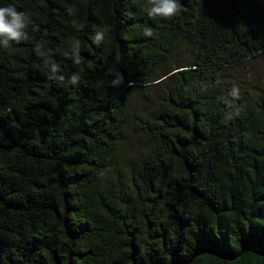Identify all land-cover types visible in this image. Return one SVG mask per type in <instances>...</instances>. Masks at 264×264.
<instances>
[{"label": "trees", "instance_id": "obj_1", "mask_svg": "<svg viewBox=\"0 0 264 264\" xmlns=\"http://www.w3.org/2000/svg\"><path fill=\"white\" fill-rule=\"evenodd\" d=\"M178 2L0 0L30 21L0 39V264H264V86L224 75L264 55V0ZM150 93L136 182L104 181Z\"/></svg>", "mask_w": 264, "mask_h": 264}, {"label": "rangeland", "instance_id": "obj_2", "mask_svg": "<svg viewBox=\"0 0 264 264\" xmlns=\"http://www.w3.org/2000/svg\"><path fill=\"white\" fill-rule=\"evenodd\" d=\"M187 56L186 45L180 43L175 51L174 63ZM224 75L232 89H247L253 95L255 92L260 93L264 86V55L242 67L226 69ZM151 89H146L147 94ZM131 98L129 124L124 129L123 137L111 157L108 171L103 175L104 181L106 177L120 176L125 184L134 185L141 158L148 148L145 136L140 129V119L148 116L149 110L158 99L154 93H150L147 97L133 95Z\"/></svg>", "mask_w": 264, "mask_h": 264}, {"label": "clouds", "instance_id": "obj_3", "mask_svg": "<svg viewBox=\"0 0 264 264\" xmlns=\"http://www.w3.org/2000/svg\"><path fill=\"white\" fill-rule=\"evenodd\" d=\"M134 2L139 3L144 11L150 18L163 17L172 18L176 16L181 9L178 0H134ZM29 16L27 13L18 11L13 5L0 6V39L3 40L5 48H10L13 43L19 44L22 40L27 39L28 33L26 29L29 25ZM146 36H151V31H146L144 33ZM105 30H99L98 35L95 37V41L98 42L99 39H104ZM41 45L36 43L34 45V51L38 54V50ZM77 64L81 61L77 60ZM54 72L57 71V66L54 64ZM52 79L51 77H49ZM61 83L65 82V76L62 75L57 78ZM79 74H73L68 83L76 85L79 83ZM234 95L238 96L239 91L237 88L233 89Z\"/></svg>", "mask_w": 264, "mask_h": 264}]
</instances>
